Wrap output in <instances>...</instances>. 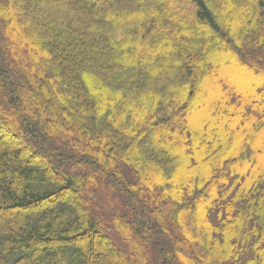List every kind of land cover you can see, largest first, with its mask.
<instances>
[{
	"label": "trees",
	"instance_id": "1",
	"mask_svg": "<svg viewBox=\"0 0 264 264\" xmlns=\"http://www.w3.org/2000/svg\"><path fill=\"white\" fill-rule=\"evenodd\" d=\"M0 264H264V0H0Z\"/></svg>",
	"mask_w": 264,
	"mask_h": 264
},
{
	"label": "rangeland",
	"instance_id": "2",
	"mask_svg": "<svg viewBox=\"0 0 264 264\" xmlns=\"http://www.w3.org/2000/svg\"><path fill=\"white\" fill-rule=\"evenodd\" d=\"M244 74L245 73H241V76H244ZM230 81H232V80H226V82L224 83V86L222 88L223 90L220 93L221 95H223V101L221 103H216L214 105L215 108H213V106H212V109H211V112L217 113L219 115V119L221 121H225L226 118H228V117L229 118L233 117V114L234 113H238V111H239L237 109V104L233 103L231 101H228V100L234 99L235 97H240L241 95H246V94H244L245 91H243L244 88L242 86H240L241 84L240 85L237 84L238 86L237 85H232ZM234 92H236L237 94H234ZM251 95H252V93L248 92V95H246V96H247V98L250 99ZM224 101H227V102H224ZM248 102H246V103H248ZM227 103L230 104V105H233V106H225V104H227ZM223 105H224V107H222ZM234 116H236L235 118H236L237 121L242 123L241 122L242 120H241L240 116H238V115H234ZM2 135L4 136L5 140H10L11 141V139H7L8 138L7 135L5 136L4 133H2ZM243 170L247 171L248 168L243 167Z\"/></svg>",
	"mask_w": 264,
	"mask_h": 264
}]
</instances>
